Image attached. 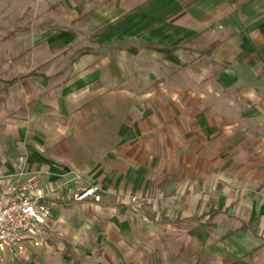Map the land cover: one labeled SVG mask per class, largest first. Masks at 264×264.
<instances>
[{"label": "crops", "instance_id": "obj_1", "mask_svg": "<svg viewBox=\"0 0 264 264\" xmlns=\"http://www.w3.org/2000/svg\"><path fill=\"white\" fill-rule=\"evenodd\" d=\"M40 4L0 93V178L61 185L52 217L80 204L169 235L150 245L166 264H264V0ZM89 185L101 202L67 199Z\"/></svg>", "mask_w": 264, "mask_h": 264}, {"label": "rangeland", "instance_id": "obj_2", "mask_svg": "<svg viewBox=\"0 0 264 264\" xmlns=\"http://www.w3.org/2000/svg\"><path fill=\"white\" fill-rule=\"evenodd\" d=\"M40 2L0 0V93L6 91L3 89L6 77L16 74L21 61L14 54L17 50L15 34L23 30L33 31L37 19L49 16L51 8L46 9L44 5L42 8ZM222 110V113L226 112L225 107ZM256 129L259 127L256 126ZM250 150L254 156L258 154L256 147ZM59 209L45 226L40 242L34 244L38 248L34 254L14 251L6 255V261L13 264H166L161 246L154 248L150 245L153 241L169 240V235L158 239L145 233L130 234L118 225L106 227L112 220L106 219L105 223L98 209L89 210L80 204H64ZM131 210L147 215L151 208L143 204ZM174 222L177 223L178 219ZM176 264H181L178 259Z\"/></svg>", "mask_w": 264, "mask_h": 264}, {"label": "built area", "instance_id": "obj_3", "mask_svg": "<svg viewBox=\"0 0 264 264\" xmlns=\"http://www.w3.org/2000/svg\"><path fill=\"white\" fill-rule=\"evenodd\" d=\"M61 187L43 188L38 173L25 168L14 176L0 178V260L7 252L22 254L29 243L40 242L54 206L64 201ZM67 199L99 203L101 189L97 185L85 186L68 193ZM130 199L135 206L145 202L136 196Z\"/></svg>", "mask_w": 264, "mask_h": 264}]
</instances>
